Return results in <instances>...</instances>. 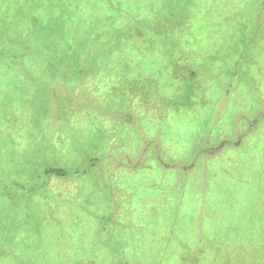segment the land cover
Instances as JSON below:
<instances>
[{"label": "rangeland", "instance_id": "obj_1", "mask_svg": "<svg viewBox=\"0 0 264 264\" xmlns=\"http://www.w3.org/2000/svg\"><path fill=\"white\" fill-rule=\"evenodd\" d=\"M0 264H264V0H0Z\"/></svg>", "mask_w": 264, "mask_h": 264}, {"label": "clouds", "instance_id": "obj_2", "mask_svg": "<svg viewBox=\"0 0 264 264\" xmlns=\"http://www.w3.org/2000/svg\"><path fill=\"white\" fill-rule=\"evenodd\" d=\"M173 121H179V131L178 136L180 139L173 141L169 139L166 142V147L168 149L169 157L173 159H178L185 152L189 151L193 147L192 138L197 136L198 127L194 123H190L189 120L185 117L176 116L172 118ZM176 131V129H173ZM151 135V133L149 134Z\"/></svg>", "mask_w": 264, "mask_h": 264}, {"label": "trees", "instance_id": "obj_3", "mask_svg": "<svg viewBox=\"0 0 264 264\" xmlns=\"http://www.w3.org/2000/svg\"><path fill=\"white\" fill-rule=\"evenodd\" d=\"M233 144H235V145H229V146H231L230 153H236L233 151H236V149H238V147L236 146L237 143H233ZM223 145H227V143H223ZM212 154H216V153H212ZM51 172H54V174H57V175H60L62 173V171L59 169H51Z\"/></svg>", "mask_w": 264, "mask_h": 264}]
</instances>
